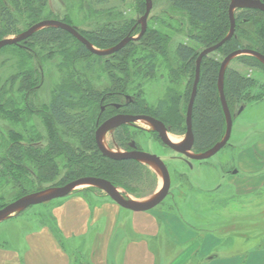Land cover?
Segmentation results:
<instances>
[{
  "label": "trees",
  "instance_id": "1",
  "mask_svg": "<svg viewBox=\"0 0 264 264\" xmlns=\"http://www.w3.org/2000/svg\"><path fill=\"white\" fill-rule=\"evenodd\" d=\"M48 1L0 0V40L18 33L19 30L16 28L24 16L29 21L28 28L39 22L43 18V10L48 5ZM145 1L138 0L142 9L145 8ZM169 1L175 10L186 13L192 27L198 28L197 32L188 35L204 48L217 43L229 32L230 0H221L217 8L212 5L211 0ZM217 14L220 15L218 22L215 20ZM51 16L44 20H60L77 27L79 32L98 49L111 48L130 33L133 35L135 32L132 22H126L122 29L110 24L106 27L85 30L79 29L67 18L59 19L53 14ZM235 16L234 36L219 50L206 56L201 63V76L192 118L195 136L194 153H203L210 149L222 140L226 132V116L218 88L219 70L223 59L239 49L254 50L264 55V12L242 9L237 10ZM162 24H166L167 32L147 27L142 37L110 55L93 53L72 34L59 27H47L37 31L23 41L22 46L11 45L0 49L15 47L39 59L40 55H33L30 52L31 48L28 44L33 40L32 45L40 51L58 48L62 52L66 51L65 54L71 57L75 55L78 58L89 59L86 67L78 69L75 60L71 62L70 58L68 61L73 67L66 72L64 84L54 89L53 98L45 106V110L29 112L31 115L36 113L41 117L46 128L44 138H40V134L34 129L19 128L24 123L20 122V107L16 108L18 116L13 117L15 119L12 121L20 123H16L7 131V138L3 145H0V182L5 179L12 187L14 192L11 194V201L86 176L104 178L137 198L146 197L153 192L156 185L154 172L134 159L116 160L104 156L96 144L95 131L98 119L102 121L103 117L114 112L113 108L107 107L108 110L101 113L102 105L106 106L110 102L118 101V95L121 94L132 99L133 95L138 97L128 104L130 112L147 114L159 119L173 134L185 133L186 108L199 50L188 43L178 42L174 52H170L168 42L172 41L173 32H179L180 28H175L166 21ZM66 38L71 40L72 44L64 45L63 40ZM236 59L250 68H264L263 62L252 55H241ZM163 60L169 67L173 63L169 68V81L172 86L164 99L154 105L148 103L144 96L145 86L148 80L156 77L157 70L164 65ZM180 63L183 65L181 66ZM183 74L189 78V85L184 88L185 94L179 91ZM39 76L37 65L36 71H31L30 68L20 71L9 83L13 85L17 79H20L19 90L25 92L22 96L20 93H18L20 96L12 93L5 96L0 102V111L2 103L4 107L15 106L16 97L22 108L30 107L29 94L38 87ZM104 77L107 80H104ZM173 84H176L177 89L173 88ZM5 88L11 90L12 87L5 86ZM224 91L229 110L234 116L231 105L247 102L252 97L260 99L264 95V84L254 76L228 66L225 72ZM127 128L121 127L115 137L118 145L122 147L129 141ZM185 159L191 161L187 157Z\"/></svg>",
  "mask_w": 264,
  "mask_h": 264
},
{
  "label": "rangeland",
  "instance_id": "2",
  "mask_svg": "<svg viewBox=\"0 0 264 264\" xmlns=\"http://www.w3.org/2000/svg\"><path fill=\"white\" fill-rule=\"evenodd\" d=\"M220 1L211 0V3L217 8ZM152 3L148 28L153 27L167 32L168 29H166V24H162L163 21L170 22L175 28H180L179 32H173V39L170 43L168 42L170 52H174L178 42L195 46L199 52L204 48L189 37L188 34L197 32L198 28L189 24L186 13L175 10L169 0H152ZM140 7L138 0H49L43 10L41 20L50 18L53 14L59 19L67 18L79 29L85 30L106 27L110 24L122 29L126 22H132L135 29L133 36H138L141 30L138 20L145 12V8ZM219 18L220 15L217 14L215 20L218 22ZM21 21L16 28L20 33L28 28L29 22L26 16L22 17ZM19 32L10 37L17 36ZM63 42L64 45L72 44L67 38ZM32 44L33 40L28 44L31 48L30 52L33 55H40L39 59L15 47L0 50V102L9 93L15 96L24 94L25 91L19 90L20 79H17L13 85L9 83L18 76L20 71L27 68L36 71L37 65L40 73L38 87L29 94L30 107L22 108L17 97L15 106L4 107L3 103L1 104L0 145H3L7 138V131L20 122L24 123L19 127L20 129L22 127L34 129L40 134V138H44L46 128L41 117L36 113L32 115L31 113L45 110V106L53 98L54 89L64 84L66 72L73 67L72 61L75 60L74 63L78 69L86 67L89 61L88 57L78 58L75 55L72 57L66 55V51L62 52L58 48L43 52ZM237 57L231 60L229 66L241 73L254 76L264 84V68L244 66L237 61ZM70 58L71 62L68 61ZM163 63L164 65L157 70L156 77L146 82V95L144 96L150 104L155 105L159 100L164 99L168 89L172 86L169 81V68L173 66V63L170 67L164 60ZM105 79L107 80L106 77ZM187 84L189 85V78L183 74L179 83L180 93L185 94L184 88ZM5 86L12 88L7 90ZM173 88L177 89L176 84H173ZM263 92L260 93L263 94ZM132 97L133 99L138 98L134 95ZM252 98L247 102L231 105L234 115L233 130L228 144L211 158L201 161L193 160V168H190L184 161L185 157L181 158L173 150L164 146L158 135L153 133V127L147 122L138 121L135 127L127 128L129 140L135 141L144 151L160 156L170 174V192L154 208L159 210L158 213L162 212V220L167 224L164 237L161 236L154 244V249L158 254L164 252L173 258L184 250L181 247L183 244L192 245L188 250L190 252L193 247L197 246V244L193 245L194 243L205 242L206 258L215 252V255H232L237 264H264V95L260 99L259 97ZM6 100L8 101V97ZM242 106L244 110L239 113ZM18 107L21 112L19 113L20 122L12 121L15 119L13 117L18 116V111H16ZM170 135L175 136L180 142L184 139V134ZM113 138L112 131L106 133L104 144L113 151H123L114 146ZM145 165L154 172L156 185L150 195L138 198L142 200L150 199L151 195L156 193L162 185L160 170L155 165ZM88 187H79L74 192L86 194L93 192L95 197L106 194L100 189L87 190ZM119 189L128 197L137 198L125 189ZM13 192L6 180H1L0 206L12 202L10 199ZM55 202L56 199L31 206L1 221L0 240L8 235L11 240L12 238L18 240L23 232L40 224L54 226L52 208ZM177 221L187 230L185 236H178L172 229V225ZM69 247L73 249L72 253L75 255L74 264H88L83 253V243H69Z\"/></svg>",
  "mask_w": 264,
  "mask_h": 264
},
{
  "label": "crops",
  "instance_id": "3",
  "mask_svg": "<svg viewBox=\"0 0 264 264\" xmlns=\"http://www.w3.org/2000/svg\"><path fill=\"white\" fill-rule=\"evenodd\" d=\"M91 194L72 192L56 199L54 226L40 224L18 240L10 235L0 240V264H74L69 243H83L88 264H237L232 255L213 252L206 258L205 242L194 243L192 252V245L183 244L184 250L173 258L158 254L154 244L167 228L162 212L131 211L106 194ZM172 226L178 236H185L187 230L179 221Z\"/></svg>",
  "mask_w": 264,
  "mask_h": 264
},
{
  "label": "water",
  "instance_id": "4",
  "mask_svg": "<svg viewBox=\"0 0 264 264\" xmlns=\"http://www.w3.org/2000/svg\"><path fill=\"white\" fill-rule=\"evenodd\" d=\"M145 12L138 20V24H141V30L138 36H133L131 33L123 38L118 44L108 49H98L84 37L77 27L72 26L66 22L60 20H41L26 30L19 33L17 36L8 37L0 40V49L6 46L19 45L28 38H30L37 31L47 28V27H59L65 31L72 34L76 39L83 43L88 49L93 53L98 55H110L120 51L131 41L137 40L144 35L148 27V18L152 10V0H146ZM242 9H254L264 12V0H230L228 14L230 21L229 32L224 36L220 41L210 46L203 48L197 58H196V68L195 76L193 80L191 94L187 103L186 109V131L184 134V139L176 143L170 138V131L159 119L145 114L140 115H131V114H122L113 116L103 123L98 125L95 131V141L100 150V152L112 159L122 160V159H134L145 164L155 165L157 169L160 170L162 175V185L160 189L151 195V198L148 200H142L137 198H130L128 195H125L120 191L118 187L112 184L110 181L93 176L81 177L71 182L66 183L62 186L50 187L40 192L31 193L25 196H22L2 208H0V222L13 216L16 213L23 212L31 206L40 205L46 202H50L55 199H60L71 194L75 189H78L82 186L96 187L104 191L114 202L119 206L136 212L149 211L156 206H158L169 194L171 179L168 167L162 158L156 154L144 151V150H134L131 151H113L109 149L104 144V136L107 132L115 129L118 126L124 124L136 123L138 121H144L150 124L153 127V130L158 134V137L161 143L175 151L176 153L188 157L193 160H205L216 155L220 150H222L229 142L232 129H233V116L229 110L228 103L226 101L225 91H224V81H225V72L229 66V63L232 59L240 55H252L257 57L264 64V55L261 53L249 50V49H239L228 54L222 61L219 78H218V88L220 92V98L223 106V110L226 116L227 128L224 137L213 147L206 150L203 153H193V147L195 143V136L193 132L192 118H193V108L195 104V99L198 91V85L200 82L201 76V63L202 60L210 55L211 53L219 50L225 43H227L235 34L236 30V16L235 13L237 10ZM244 109L242 106L239 110V113ZM132 147H135L134 145Z\"/></svg>",
  "mask_w": 264,
  "mask_h": 264
},
{
  "label": "flooded vegetation",
  "instance_id": "5",
  "mask_svg": "<svg viewBox=\"0 0 264 264\" xmlns=\"http://www.w3.org/2000/svg\"><path fill=\"white\" fill-rule=\"evenodd\" d=\"M118 97H119V99H118V101H113V102H110V103H108V104H106V106L105 105H102V107H101V113H105L108 109H107V107L108 108H113V111L114 112H112L111 114H108V115H106L105 117H103L104 119L102 120V121H100L99 119H98V124L97 125H100L101 123H103L105 120H107V119H109V118H111V117H113V116H116V115H122V114H131V115H140V114H138V113H133V112H130V110H129V107H127L128 106V104H130L131 103V101H133V99L132 98H130L129 96H127V95H121V94H119L118 95ZM122 98V99H121ZM145 115H147V114H145ZM151 116V115H150ZM135 127V123H131V124H124V125H121V126H118V127H116L115 129H113V130H111L113 133H114V138H113V144H115L114 146L115 147H117V148H119V149H121V150H123V152L124 151H131V150H134V148L135 149H137V150H143L135 141H133V140H129L128 142H127V144H126V146H124V147H122V146H120V145H118V143L116 142V134H117V131L121 128V127ZM98 127V126H97ZM97 129V128H96ZM110 132V131H109ZM155 132V131H154ZM108 133V132H107ZM156 133V132H155ZM157 134V133H156ZM158 135V134H157ZM135 146V147H132V146ZM193 151V150H192ZM175 152V151H174ZM176 153V152H175ZM178 154V153H177ZM181 158H183V156L182 155H180V154H178ZM189 160H191V161H188V160H184L187 164H188V166L190 167V168H193V165H192V159H190L189 158Z\"/></svg>",
  "mask_w": 264,
  "mask_h": 264
},
{
  "label": "bare ground",
  "instance_id": "6",
  "mask_svg": "<svg viewBox=\"0 0 264 264\" xmlns=\"http://www.w3.org/2000/svg\"><path fill=\"white\" fill-rule=\"evenodd\" d=\"M170 138L174 141V142H176V143H179L180 141L175 137V136H173V135H170ZM122 192V191H121Z\"/></svg>",
  "mask_w": 264,
  "mask_h": 264
}]
</instances>
